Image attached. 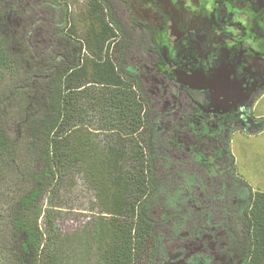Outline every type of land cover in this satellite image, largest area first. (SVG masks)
<instances>
[{"label": "trees", "instance_id": "1", "mask_svg": "<svg viewBox=\"0 0 264 264\" xmlns=\"http://www.w3.org/2000/svg\"><path fill=\"white\" fill-rule=\"evenodd\" d=\"M25 1L0 0V248L8 264H178L171 258L190 244V264H264V192L236 172L231 136L208 169L166 151L107 0H86L77 15L68 0ZM258 122L264 129V117ZM77 169L100 211L66 240L51 199ZM25 183L12 199L11 185Z\"/></svg>", "mask_w": 264, "mask_h": 264}, {"label": "flooded vegetation", "instance_id": "2", "mask_svg": "<svg viewBox=\"0 0 264 264\" xmlns=\"http://www.w3.org/2000/svg\"><path fill=\"white\" fill-rule=\"evenodd\" d=\"M107 3L166 151L208 169L233 132L263 130L255 106L264 97V0Z\"/></svg>", "mask_w": 264, "mask_h": 264}, {"label": "rangeland", "instance_id": "3", "mask_svg": "<svg viewBox=\"0 0 264 264\" xmlns=\"http://www.w3.org/2000/svg\"><path fill=\"white\" fill-rule=\"evenodd\" d=\"M25 2H27V0ZM38 2L39 1L35 0L31 1L33 5L38 4ZM68 2L70 4V8L74 12V15H77L78 12L83 10L86 0H68ZM81 23L82 22L77 23L79 30H82ZM15 25L16 20L13 21V26ZM255 113L258 115H264V97H262L258 105L255 106ZM94 128L96 127L93 125L92 129ZM97 134L98 135L96 138L98 140H103L102 134L99 132ZM229 145L231 153L235 159L236 172L238 175L242 177V179H244L247 183H249L253 190L255 189L264 192V129L253 134L235 131L231 134ZM22 151L23 149L21 148L19 153H22ZM21 158L22 161H24V156L21 155ZM15 186L16 185H11L12 188L8 189V194L12 199L16 198L22 193V188L26 186V183L24 185H20L19 187ZM5 189L6 187L0 188V190ZM232 203H235V200H233ZM47 204H49V194L41 199L39 203V208H41L42 215L37 218V224L42 230L45 227L43 214L45 208L48 206ZM51 204L53 205V209L56 211V233L62 239L66 240H72V238L84 234L85 229H89L92 222L95 220L96 215L100 211L96 199V192L87 183L85 172L81 169L73 170L65 178V180L60 185L59 190L56 192V196L51 199ZM6 205L7 203L2 205L0 204L1 221L4 220L3 215L6 213L4 207ZM222 243H219L220 246L224 245ZM212 248H214V244H212ZM194 250L196 249L192 247V244H190L189 251ZM178 253L180 254V252ZM175 255H173L171 259H176L174 258ZM214 255L216 260L222 263L225 262L223 258L219 257L220 254L216 253ZM78 256H81L79 252ZM72 259V263L76 264V260L79 258ZM179 260L180 261L178 264H190L189 260ZM227 262L229 264H238V261L231 262L228 260ZM0 264H8V258L6 257V253L2 248H0Z\"/></svg>", "mask_w": 264, "mask_h": 264}]
</instances>
